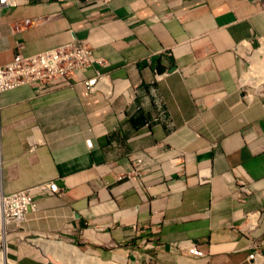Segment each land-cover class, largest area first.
Segmentation results:
<instances>
[{"label":"crops","instance_id":"obj_1","mask_svg":"<svg viewBox=\"0 0 264 264\" xmlns=\"http://www.w3.org/2000/svg\"><path fill=\"white\" fill-rule=\"evenodd\" d=\"M262 2L0 8V65L16 45L28 55L69 41L95 59L43 89L0 92L3 192L58 188L36 190L34 208L6 226L8 259L53 264L31 240L62 239L125 264H264V93L243 76L254 51L246 74L258 81ZM98 75L87 93L83 81Z\"/></svg>","mask_w":264,"mask_h":264},{"label":"built area","instance_id":"obj_2","mask_svg":"<svg viewBox=\"0 0 264 264\" xmlns=\"http://www.w3.org/2000/svg\"><path fill=\"white\" fill-rule=\"evenodd\" d=\"M12 0H0V8L9 5ZM264 9V0L261 4ZM21 46L16 45V49L9 62L0 65V92L14 88L16 86L32 83L38 88L43 89L46 84L57 81H66L68 77L84 67L88 66L95 59L88 45L80 41H69L55 47H51L33 54L24 55L19 49ZM256 59L258 61V70L254 77L258 79L255 83L250 77H247L246 71L251 65L250 55L248 64L244 72L245 83L254 90L264 93V50L261 43L257 47ZM101 76H94L83 81L86 92L89 93L95 83ZM242 91L246 92V86H241ZM90 145V141H86ZM140 159L134 160L132 172H138ZM2 162L0 157V223L13 224L18 226L24 219L28 209L34 208V193L36 190L43 192L55 193L58 191L54 182L42 183L12 192H3L1 187ZM0 227V237L2 235ZM2 243V241H0ZM2 243V246L3 247ZM189 252L193 255H201V252L192 247ZM250 258L253 254L249 255Z\"/></svg>","mask_w":264,"mask_h":264},{"label":"bare ground","instance_id":"obj_3","mask_svg":"<svg viewBox=\"0 0 264 264\" xmlns=\"http://www.w3.org/2000/svg\"><path fill=\"white\" fill-rule=\"evenodd\" d=\"M256 71H257L256 69L253 71L252 76H254V73ZM0 225L2 226L1 233H2V239L4 241L5 235H3V233H4L3 225H5V222L2 221L0 223ZM3 241H2V243H3ZM34 241H35V244L41 246V250H43V252L44 251L45 252L46 251H50L51 253L56 254L58 257H62L64 259H67V260H65V262L71 260V258L69 256L71 254V255H73L72 258L74 260V264H106V263H103L99 258H97L95 256H92V255H89V254H85V253L81 252L79 250V248H76L75 246H73V245H71V244H69L67 242H64V241L51 240V241H56V242H53L51 244L41 243L40 239L33 240V242ZM48 245H50V247H48ZM6 251H7V248L5 246L0 251V264H17L14 261H12V260L8 259L7 257H5L6 256V253H5Z\"/></svg>","mask_w":264,"mask_h":264},{"label":"rangeland","instance_id":"obj_4","mask_svg":"<svg viewBox=\"0 0 264 264\" xmlns=\"http://www.w3.org/2000/svg\"><path fill=\"white\" fill-rule=\"evenodd\" d=\"M5 179L3 178V181H4ZM16 180H18V179H15V181ZM6 226H9V224L8 225H6ZM0 227H1V225H0ZM7 228V227H6ZM3 231H4V233H3V235H5V225H3ZM8 232V231H7ZM33 240L34 239H32L31 240V242L33 243V244H35V241L33 242ZM53 240H58V241H63L62 239H53ZM0 241H3V239H2V235H1V237H0ZM4 242H5V244H6V240H5V238H4ZM53 242H56V241H51V239L50 240H42L41 239V243H48V244H51V243H53ZM68 243V242H67ZM69 244H71V243H69ZM37 245V244H36ZM71 245H73V244H71ZM2 246V243H0V251L3 249V247H1ZM6 246H7V244H6ZM40 246V245H39ZM73 246H75V245H73ZM48 247H50V245H48ZM76 248H79V250L81 251V252H83V253H85V254H88V253H86L83 249H81L79 246H75ZM40 249H41V246H40ZM46 252H48L49 253V256H48V259L50 260V261H52L53 262V264H74V260H73V255H69L70 256V258H71V260L70 261H66L65 262V260H67V259H64V258H62V257H58L56 254H54V253H51L50 251H46ZM51 253V254H50ZM59 253V252H58ZM90 255V254H89ZM93 256V255H92ZM96 257V256H95ZM98 258V257H97ZM69 259V258H68ZM101 260V259H100ZM103 263H108V264H125V263H122V262H116V261H104V260H101Z\"/></svg>","mask_w":264,"mask_h":264},{"label":"clouds","instance_id":"obj_5","mask_svg":"<svg viewBox=\"0 0 264 264\" xmlns=\"http://www.w3.org/2000/svg\"><path fill=\"white\" fill-rule=\"evenodd\" d=\"M1 175H2V173H1ZM1 187H2V177H1ZM3 191V190H2ZM15 191V190H14ZM12 192V191H11ZM6 225H8V224H5V228H6ZM10 225V224H9ZM13 225V224H12ZM5 231H6V229H5ZM5 236H6V232H5ZM5 238V237H4ZM3 247L5 246L6 248H7V246H6V244H5V242L3 241ZM6 253V252H5ZM253 256H254V254H253ZM5 257H7V255L5 256ZM253 258V257H252Z\"/></svg>","mask_w":264,"mask_h":264},{"label":"water","instance_id":"obj_6","mask_svg":"<svg viewBox=\"0 0 264 264\" xmlns=\"http://www.w3.org/2000/svg\"><path fill=\"white\" fill-rule=\"evenodd\" d=\"M38 240V239H37ZM48 264H51V263H48Z\"/></svg>","mask_w":264,"mask_h":264}]
</instances>
